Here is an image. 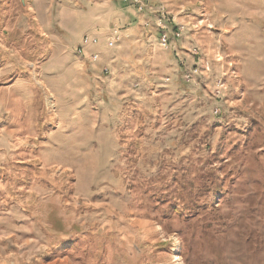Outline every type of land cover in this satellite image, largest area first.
Masks as SVG:
<instances>
[{
	"label": "rangeland",
	"instance_id": "obj_1",
	"mask_svg": "<svg viewBox=\"0 0 264 264\" xmlns=\"http://www.w3.org/2000/svg\"><path fill=\"white\" fill-rule=\"evenodd\" d=\"M0 264H264V0H0Z\"/></svg>",
	"mask_w": 264,
	"mask_h": 264
},
{
	"label": "bare ground",
	"instance_id": "obj_2",
	"mask_svg": "<svg viewBox=\"0 0 264 264\" xmlns=\"http://www.w3.org/2000/svg\"><path fill=\"white\" fill-rule=\"evenodd\" d=\"M142 227V226H141Z\"/></svg>",
	"mask_w": 264,
	"mask_h": 264
},
{
	"label": "built area",
	"instance_id": "obj_3",
	"mask_svg": "<svg viewBox=\"0 0 264 264\" xmlns=\"http://www.w3.org/2000/svg\"><path fill=\"white\" fill-rule=\"evenodd\" d=\"M165 41V40H164Z\"/></svg>",
	"mask_w": 264,
	"mask_h": 264
}]
</instances>
